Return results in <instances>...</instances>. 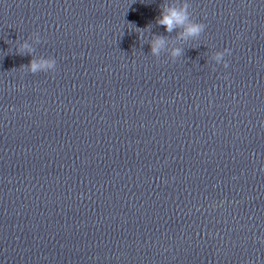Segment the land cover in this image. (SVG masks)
<instances>
[{
    "label": "clouds",
    "instance_id": "obj_1",
    "mask_svg": "<svg viewBox=\"0 0 264 264\" xmlns=\"http://www.w3.org/2000/svg\"><path fill=\"white\" fill-rule=\"evenodd\" d=\"M156 24L163 26L169 34L175 31L176 36L169 38V36L153 34L151 26L145 28L149 29L148 32L150 33V37L146 40V43L150 44V54L159 59L163 53H167L173 62L184 55L185 49L180 45L190 40L199 39L206 29L203 22L193 19L188 0H164L160 5V15L156 18ZM138 30H141L136 31L139 33L141 41L144 39V32L143 29ZM41 40L39 32L31 33L23 42L17 40L16 52L19 55H30L32 57L29 64L23 66L28 73H54L56 71L57 60L54 57H36L34 55L36 51L34 46L40 44ZM226 55H231V50L228 48L213 53L211 60L216 64H222L224 68H228L229 64L224 59Z\"/></svg>",
    "mask_w": 264,
    "mask_h": 264
}]
</instances>
